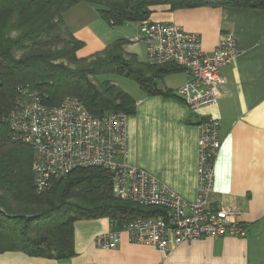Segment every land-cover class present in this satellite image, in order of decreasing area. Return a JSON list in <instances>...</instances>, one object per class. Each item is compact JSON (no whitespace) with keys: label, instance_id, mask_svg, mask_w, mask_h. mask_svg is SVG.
I'll list each match as a JSON object with an SVG mask.
<instances>
[{"label":"crops","instance_id":"1","mask_svg":"<svg viewBox=\"0 0 264 264\" xmlns=\"http://www.w3.org/2000/svg\"><path fill=\"white\" fill-rule=\"evenodd\" d=\"M62 18L83 43L79 57L101 54L114 42L124 41L125 58L149 65L144 43L130 41L138 36L136 23L111 27L85 3L69 8ZM148 20L174 22L197 34L204 52H211L221 35L229 33L237 56L220 70L225 85L218 90L216 104L196 112H189L175 93L187 81L184 72L155 80L159 93L139 88L129 95L134 112L126 128L127 161L192 202L197 190V125L206 117L219 120L221 146L209 204L236 209L245 236L185 241L164 256L148 245L129 243L124 234L115 249H101L95 238L110 228L109 219L79 220L73 223L71 258L50 260L8 252L0 254V264H264V10L157 6Z\"/></svg>","mask_w":264,"mask_h":264},{"label":"trees","instance_id":"2","mask_svg":"<svg viewBox=\"0 0 264 264\" xmlns=\"http://www.w3.org/2000/svg\"><path fill=\"white\" fill-rule=\"evenodd\" d=\"M79 3L94 7L111 27L148 20L157 6L171 10H264V0H0V254L20 252L65 260L74 254L76 221L108 218L122 224L137 218L164 217L160 208L116 198L110 174L100 168L75 170L38 193L31 171V148L10 140L6 120L21 86L28 85L49 106L72 97L95 117L110 112L129 116L134 112L129 94L118 87H96L87 76L112 73L155 94L161 92L155 80L164 74L183 72L173 65L142 66L132 56L125 58L121 49L124 41L107 46L100 55L77 58L83 43L68 31L62 16ZM14 204L24 210L18 212Z\"/></svg>","mask_w":264,"mask_h":264},{"label":"built area","instance_id":"3","mask_svg":"<svg viewBox=\"0 0 264 264\" xmlns=\"http://www.w3.org/2000/svg\"><path fill=\"white\" fill-rule=\"evenodd\" d=\"M137 29L138 36L130 41L144 43L149 65H173L187 75L175 93L189 112L216 104L218 90L225 85L220 70L237 56L231 34H222L215 48L204 52L199 36L174 22L144 20L137 23ZM128 118L122 112L95 117L72 97L49 106L25 85L17 89L6 121L10 140L27 144L32 150L31 171L38 193L75 170L100 168L110 174L116 198L163 210L164 217L159 218H137L122 224L109 219L110 228L95 238L101 249H115L122 234L129 243L148 245L164 256L185 241L245 236L236 209L209 204L221 146L219 120L206 117L197 125V190L194 200L187 202L155 176L128 163Z\"/></svg>","mask_w":264,"mask_h":264},{"label":"rangeland","instance_id":"4","mask_svg":"<svg viewBox=\"0 0 264 264\" xmlns=\"http://www.w3.org/2000/svg\"><path fill=\"white\" fill-rule=\"evenodd\" d=\"M97 55H100V54H96L94 56H97ZM79 56L80 55H77V58H83V59L89 58V57H79ZM55 62L66 64V62L64 61H55ZM87 80L96 87H103V88H107L110 86L118 87L119 89H121L122 91H125L131 96L135 95L139 91L138 85L133 80L129 78L121 77V76H116L112 73L108 74V73L99 72L97 76H90V75L87 76ZM105 82L107 83L104 84ZM13 208L17 210L18 212H22L24 210L23 207L22 208L20 207L17 209L16 204L13 205Z\"/></svg>","mask_w":264,"mask_h":264}]
</instances>
